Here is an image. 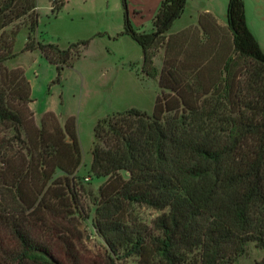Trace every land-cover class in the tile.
Returning <instances> with one entry per match:
<instances>
[{
    "label": "trees",
    "instance_id": "obj_1",
    "mask_svg": "<svg viewBox=\"0 0 264 264\" xmlns=\"http://www.w3.org/2000/svg\"><path fill=\"white\" fill-rule=\"evenodd\" d=\"M186 3L161 0L154 31L142 33L122 0L124 31L118 36H130L141 47L143 73L158 78L162 92L151 115L132 108L94 128L90 172L107 178L99 188L95 228L106 249L91 256L78 248L79 231L53 228L55 222L75 220L71 209L82 207L75 184L82 163L77 120L68 118L62 130L56 116L46 113L42 127L26 134L31 86L22 69L4 65L17 57L13 49L21 25L15 22L25 16L30 23L24 52L39 51L55 67L54 83L83 56L91 39L66 49L43 43L37 36L36 0H0V264H118L135 256L141 264H228L244 254L248 242L264 250V51L247 25L244 0H229L234 52L248 61L235 73V102L230 101L231 59L207 85L199 81L205 65H186L185 52L177 48V38L187 30L166 38ZM63 5L53 2L52 9ZM204 19L219 26L210 15L202 16L205 33ZM163 47L159 71L154 58ZM225 99L235 115L221 118ZM48 121H55L52 133ZM58 170L63 175L56 176ZM133 205L162 214L150 227L131 218ZM47 218L52 220L48 230Z\"/></svg>",
    "mask_w": 264,
    "mask_h": 264
},
{
    "label": "rangeland",
    "instance_id": "obj_2",
    "mask_svg": "<svg viewBox=\"0 0 264 264\" xmlns=\"http://www.w3.org/2000/svg\"><path fill=\"white\" fill-rule=\"evenodd\" d=\"M49 1L50 6L48 0H38V8L35 10L38 13V39L46 44L58 45L61 49L91 39L83 56L73 60V67L64 68L59 83H54L57 77L55 67L39 51L24 52L30 23L29 17L25 16L19 22H15V26L21 25L13 49L17 57L5 62L4 65L8 70L22 69L31 86L32 102L27 104L26 109L28 115L26 134L34 135L35 126L42 127V119L46 113H53L56 116L57 124L62 130L69 117H75L77 120L82 163L75 174V184L82 207L71 209L75 220L55 222L53 228L75 235L79 231L83 240L78 242V248L91 256H97L106 249L95 228V210L99 200V188L107 178H96L90 172L92 150L96 141L94 128L99 120L117 111L124 112L135 108L151 115L162 90L159 88L158 78H147L143 73L141 47L130 36H118L124 31L122 0H65V5L59 11L51 9L53 2L59 4L64 3V0ZM23 4L24 7L30 5L29 2ZM245 5L247 21L251 29L260 32L261 42L264 44V26L260 24V16L264 17V7L258 0H245ZM227 6L228 0H223L222 6L214 9L222 26H215L213 21L204 19L206 33L197 27L187 29L185 34L177 38V48L185 52L188 63L186 65L191 67L198 63L205 65V77L199 81L202 80L207 85L216 78L213 76L218 67H223L225 62L231 59L232 72L228 80L233 83L234 88L230 101L235 102V73L244 70L248 61L235 55L232 35L226 26ZM147 15L148 11L142 21L140 16L136 18L137 28L143 24L140 28L142 33L152 32V19ZM187 20L183 18L177 22L171 33L187 26ZM11 29L12 27H9L7 31ZM162 56L163 51L159 57ZM155 63L161 66L159 58H156ZM183 81L185 84L188 82L185 77ZM187 97L195 100L197 96L187 94ZM204 98L208 99L210 95L203 96L201 101ZM225 100L227 108L218 111L221 118L230 114L235 115V107L231 110L228 101ZM54 122L48 121L47 126L51 133ZM68 141L69 138H65V142ZM121 174L124 178H129L128 173ZM61 175L63 173L58 170L56 176ZM129 212L132 213L131 218L150 227L154 219L162 214L143 205H133ZM51 225L52 220L47 218L46 229L48 230ZM146 258L148 262H154L150 254H146ZM263 260L264 250L258 247L256 242H248L244 254L235 262L228 264H260ZM118 264H141V260L135 256L120 259Z\"/></svg>",
    "mask_w": 264,
    "mask_h": 264
},
{
    "label": "crops",
    "instance_id": "obj_3",
    "mask_svg": "<svg viewBox=\"0 0 264 264\" xmlns=\"http://www.w3.org/2000/svg\"><path fill=\"white\" fill-rule=\"evenodd\" d=\"M258 1L262 4V7H264V0H258ZM127 2L129 4V11H130V14H131V22H132L133 26L136 27L135 29L138 30L139 32H142L140 28L143 27V24H141L140 28H137V22L136 21L138 19H136V18L138 16H140V20L142 21L144 19L143 17L146 18V16H144V14L146 13V11H148V15L147 16L152 19V32H153L154 31L153 19H154L156 13L158 12V10L160 8L161 0H127ZM228 2H229V0H228ZM48 3H49V6H50V1L49 0H48ZM222 3H223V0H187L183 15L174 22L173 26L177 22L183 20V18H187L188 19L187 20L188 21V25L184 26L183 28H181L179 31H177L175 33H171V30L173 28V26H172L171 29L166 33V38L168 39L171 36H174V35H177V34L183 32V31H186L187 29H189L191 27H194V28L197 27L198 30L202 31V28L200 26V19H201L202 16H205V15H210L215 20L216 24L220 25V23L218 22V19H217V14H216V12H214V9L217 6H222ZM244 3H245V0H244ZM63 4L65 5V0H64ZM37 8H38V0H37ZM245 13H246V5H245ZM260 17H261L260 18V24H261V26L262 25L264 26V17L263 16H260ZM226 19H227V11H226ZM246 20H247V15H246ZM247 25H248L250 31L252 32V34L254 35V37L256 38V40H257L258 44L260 45L261 49L264 51V44L261 42V36H260L261 34H260V32L259 31L255 32V30L251 29L248 21H247ZM220 26H222V25H220ZM226 26L228 27L227 20H226ZM143 33H145V32L143 31ZM123 36L125 37L127 35H123ZM123 36H120V37H123ZM66 48H64V49H66ZM162 51H163V56H162V58H160L159 56L161 55ZM33 52H35V51H33ZM142 54H143V51H142ZM156 58H159L161 60V66L156 65V63H155ZM164 58H165V47L161 48L159 53L154 58L155 66L157 67V69L159 71H161L162 68H163ZM142 66H143V59H142ZM151 79H153V78H151Z\"/></svg>",
    "mask_w": 264,
    "mask_h": 264
}]
</instances>
